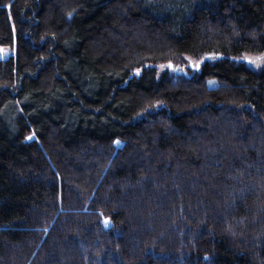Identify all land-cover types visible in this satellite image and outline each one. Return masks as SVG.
Masks as SVG:
<instances>
[{
  "label": "trees",
  "instance_id": "obj_1",
  "mask_svg": "<svg viewBox=\"0 0 264 264\" xmlns=\"http://www.w3.org/2000/svg\"><path fill=\"white\" fill-rule=\"evenodd\" d=\"M251 55L264 0H0V264H264Z\"/></svg>",
  "mask_w": 264,
  "mask_h": 264
},
{
  "label": "rangeland",
  "instance_id": "obj_2",
  "mask_svg": "<svg viewBox=\"0 0 264 264\" xmlns=\"http://www.w3.org/2000/svg\"><path fill=\"white\" fill-rule=\"evenodd\" d=\"M8 56H9V52L7 50H3L2 57L5 59V58H8ZM246 60L248 61L249 66L255 70L259 69L264 64V60L262 56L251 55V56L246 57ZM198 63L199 62L197 60H191L190 64L191 66H193L192 69H195ZM172 70H174V68ZM184 72L187 73L186 75H188L187 68L184 69ZM208 83L214 86L218 84V81L215 79H211V80H208Z\"/></svg>",
  "mask_w": 264,
  "mask_h": 264
},
{
  "label": "water",
  "instance_id": "obj_3",
  "mask_svg": "<svg viewBox=\"0 0 264 264\" xmlns=\"http://www.w3.org/2000/svg\"><path fill=\"white\" fill-rule=\"evenodd\" d=\"M170 68L173 69V65L172 64L170 65ZM179 72H180V74H182V71H180L179 68L174 69V73L175 74H179Z\"/></svg>",
  "mask_w": 264,
  "mask_h": 264
},
{
  "label": "snow or ice",
  "instance_id": "obj_4",
  "mask_svg": "<svg viewBox=\"0 0 264 264\" xmlns=\"http://www.w3.org/2000/svg\"><path fill=\"white\" fill-rule=\"evenodd\" d=\"M117 143H119V141H117Z\"/></svg>",
  "mask_w": 264,
  "mask_h": 264
}]
</instances>
